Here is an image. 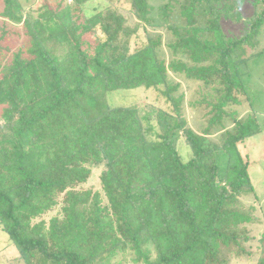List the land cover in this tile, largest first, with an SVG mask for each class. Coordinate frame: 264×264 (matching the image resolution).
Returning <instances> with one entry per match:
<instances>
[{
  "label": "trees",
  "instance_id": "16d2710c",
  "mask_svg": "<svg viewBox=\"0 0 264 264\" xmlns=\"http://www.w3.org/2000/svg\"><path fill=\"white\" fill-rule=\"evenodd\" d=\"M36 1L1 0L0 11V229L18 260L110 264L129 252L143 264L251 258L254 205L242 197L255 188L238 144L260 125L254 113L237 118L228 108L248 96L240 66L263 51L255 52L264 0H167V25L154 23L149 0H125L137 25L114 2L85 14L88 0ZM247 3L254 11L242 35L229 34L223 19L241 22ZM143 25L169 32L168 63L161 33L146 28L133 46ZM170 70L200 82L191 106L205 110L203 131L189 125ZM138 87L156 89L171 109L145 115L109 104V93ZM181 136L193 153L187 161ZM95 170L97 190L85 186ZM258 241L255 261L264 264V232Z\"/></svg>",
  "mask_w": 264,
  "mask_h": 264
},
{
  "label": "rangeland",
  "instance_id": "374dc122",
  "mask_svg": "<svg viewBox=\"0 0 264 264\" xmlns=\"http://www.w3.org/2000/svg\"><path fill=\"white\" fill-rule=\"evenodd\" d=\"M35 0H31L34 2ZM71 3L72 0H66ZM42 0H37L36 4H40ZM122 7L121 12H124L130 21L129 24L137 25L139 20L132 13L127 11L128 4L125 0H88L84 3L85 14H92L98 10L106 8L110 3ZM167 0H149V3L154 7L153 18L154 23H162L167 25L164 18L161 17L160 9ZM2 2L0 0V11L2 9ZM125 10H124V9ZM254 11L253 6L247 3L242 8V21L235 22L228 19H223L222 26L226 32L232 35L241 36L244 29L245 19L252 16ZM3 23V18L0 17V25ZM147 30L161 33L163 36V55L167 63L171 60L172 54L167 46L170 40V34L165 26H146ZM146 28L143 25L139 29L138 37L134 40L133 46H139L146 38ZM260 43L255 52L262 51L260 54L254 55L252 58L244 62L240 67L244 74V79L248 89V96L240 95L242 99L241 104L231 105L228 109L232 111L233 117H245L248 113H254L258 118L260 125V132L248 137L244 142L238 144L240 153L245 160L249 162V174L252 184L255 188V193H250L242 197L245 206L250 207L254 205V221L248 224V229L251 235V240L246 243L247 248L253 251L250 258L242 257L233 259L230 264H256L259 241L261 234L264 232V25L262 27L260 36ZM171 79L174 82L180 83V88L176 92L177 95L183 94L185 103L183 106L184 115L188 119L189 125L196 131H203L206 126L205 110H197L191 106V102L198 97V90L200 82L186 78L184 75L176 74L170 70ZM109 104L113 106H135L141 113L145 115L153 112V110L161 108L171 109L170 103L162 94L156 89H146L138 87L130 90H118L108 94ZM233 117L226 119L228 127L232 126ZM153 120V119H152ZM155 120V119H154ZM154 122V121H153ZM219 133L213 136L218 140ZM178 150L184 161L190 159L193 155L190 145L186 142L185 137L181 136L178 141ZM227 160V157H226ZM221 161V159H220ZM225 164V160H223ZM99 170H95L92 177L85 186L93 190L100 188L99 184ZM223 172V171H222ZM54 213V212H53ZM52 213V214H53ZM50 214L48 217H50ZM18 251L13 246L12 242L7 237V234L0 229V264H23V261L18 260ZM134 254L132 252L123 255H117L110 264H143L133 262Z\"/></svg>",
  "mask_w": 264,
  "mask_h": 264
}]
</instances>
